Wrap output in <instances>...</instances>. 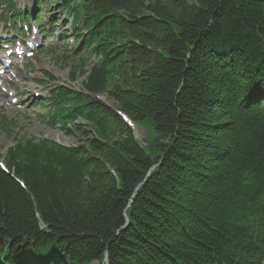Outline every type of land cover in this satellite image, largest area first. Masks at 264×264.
<instances>
[{"label":"trees","instance_id":"obj_1","mask_svg":"<svg viewBox=\"0 0 264 264\" xmlns=\"http://www.w3.org/2000/svg\"><path fill=\"white\" fill-rule=\"evenodd\" d=\"M63 2L79 143L0 154V264H264V0Z\"/></svg>","mask_w":264,"mask_h":264},{"label":"rangeland","instance_id":"obj_2","mask_svg":"<svg viewBox=\"0 0 264 264\" xmlns=\"http://www.w3.org/2000/svg\"><path fill=\"white\" fill-rule=\"evenodd\" d=\"M31 5V0L29 3ZM53 13L57 12L50 10ZM71 17V16H69ZM72 18V17H71ZM56 34H59L60 25L56 27ZM44 41V40H43ZM45 43V41H44ZM58 45L57 43H55ZM50 44H46L43 46V51L36 56V58L31 62L33 65L30 68H27L26 71L22 73L24 79L27 80V86L23 91L20 92L22 96L25 95L27 91H30L33 95L34 89L45 92L48 95V90L53 88L55 85L67 82L68 76L71 72V65L61 61L57 58L61 54L57 53V51H53ZM20 68H22L20 66ZM45 72H49L55 76L54 80H48L45 77ZM84 77L80 78L79 81L75 83L77 86H81L82 80ZM37 81L47 82L44 85L37 84ZM30 94V96H32ZM105 100H107V95H104ZM10 100L8 96L5 94L2 95L0 101L2 103H6ZM25 102V101H24ZM1 114H6L8 120H11L13 123L12 128V136H10L0 125V154H4L8 147L15 143L16 140L25 136L26 138H30L32 136H36L37 138H49L64 145H77L79 140L75 136H68L64 133L62 129L59 127H53L48 125L45 122V109L35 108L33 103L29 100L24 104V106L20 109L17 106H12L11 104H5L4 107L0 108ZM1 117V115H0ZM145 136V130H141L140 137ZM92 264H101L99 262H93Z\"/></svg>","mask_w":264,"mask_h":264}]
</instances>
